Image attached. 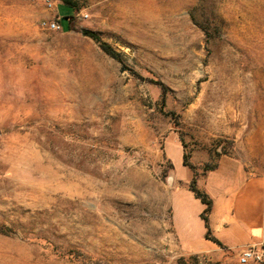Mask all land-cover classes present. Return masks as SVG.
Segmentation results:
<instances>
[{"label": "rangeland", "instance_id": "1", "mask_svg": "<svg viewBox=\"0 0 264 264\" xmlns=\"http://www.w3.org/2000/svg\"><path fill=\"white\" fill-rule=\"evenodd\" d=\"M72 1L0 0V264H177L176 178L264 173V0Z\"/></svg>", "mask_w": 264, "mask_h": 264}, {"label": "crops", "instance_id": "2", "mask_svg": "<svg viewBox=\"0 0 264 264\" xmlns=\"http://www.w3.org/2000/svg\"><path fill=\"white\" fill-rule=\"evenodd\" d=\"M171 146L175 154L172 166L184 167L181 143L174 141ZM176 180L183 185L171 192L168 207L171 235L177 232L184 243L183 248L178 246L180 255L219 260L227 254L237 259L243 249L264 244V173H249L241 163L224 158L197 180V188L212 201L209 227L211 237L221 246L205 238L206 229L200 217L204 205L186 186L191 174Z\"/></svg>", "mask_w": 264, "mask_h": 264}, {"label": "trees", "instance_id": "3", "mask_svg": "<svg viewBox=\"0 0 264 264\" xmlns=\"http://www.w3.org/2000/svg\"><path fill=\"white\" fill-rule=\"evenodd\" d=\"M61 2L63 5L70 7L72 10H76V4L74 1H72V0H61ZM221 27H222V22H220L217 26H214L213 30L216 32L217 31L219 32ZM68 28L70 29V25H68ZM201 29L205 33V35L207 36L208 35V27L201 26ZM80 32L84 37H87L90 40H92L94 43H96L103 53H105L106 55L110 56L111 58L121 62L120 61V55L118 53H116L115 51H113L108 44L102 42L99 39V37L96 35V33H94L93 31H90V30H81ZM182 146L184 148V145H182ZM183 166L187 167L193 173L194 168L190 164H188L186 154H183ZM216 167H217V165H215L212 168L205 169V172L214 170ZM188 190L194 195V197L196 199H198L201 202V204L204 205V210L202 211L200 217H201L202 221L204 222V226L206 229L205 238L207 240L217 244L218 246H221V244L215 238L211 237L208 217H209V214L211 212L212 201L204 191L197 188L196 177L194 175H193L190 183L188 184ZM9 232H10L9 229H7L5 227H0V234L6 235ZM177 264H197V258L195 256H192V255L181 256L178 258Z\"/></svg>", "mask_w": 264, "mask_h": 264}, {"label": "built area", "instance_id": "4", "mask_svg": "<svg viewBox=\"0 0 264 264\" xmlns=\"http://www.w3.org/2000/svg\"><path fill=\"white\" fill-rule=\"evenodd\" d=\"M49 7L51 4L48 5ZM41 28L49 31L60 30V25L54 20L42 21ZM238 264H264V244L249 246L238 254Z\"/></svg>", "mask_w": 264, "mask_h": 264}, {"label": "bare ground", "instance_id": "5", "mask_svg": "<svg viewBox=\"0 0 264 264\" xmlns=\"http://www.w3.org/2000/svg\"><path fill=\"white\" fill-rule=\"evenodd\" d=\"M230 110H231V109H230V107H229V109L227 110V112H230Z\"/></svg>", "mask_w": 264, "mask_h": 264}]
</instances>
